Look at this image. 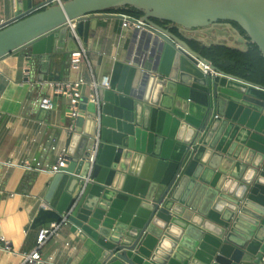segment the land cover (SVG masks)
Wrapping results in <instances>:
<instances>
[{
	"label": "water",
	"instance_id": "obj_1",
	"mask_svg": "<svg viewBox=\"0 0 264 264\" xmlns=\"http://www.w3.org/2000/svg\"><path fill=\"white\" fill-rule=\"evenodd\" d=\"M125 6L143 14L137 54L97 104L78 99L29 228L64 220L78 243L66 264H264V86L172 33L264 58V0H65L0 24V59L21 53L28 80L62 83L79 50L70 25L88 48Z\"/></svg>",
	"mask_w": 264,
	"mask_h": 264
},
{
	"label": "crops",
	"instance_id": "obj_2",
	"mask_svg": "<svg viewBox=\"0 0 264 264\" xmlns=\"http://www.w3.org/2000/svg\"><path fill=\"white\" fill-rule=\"evenodd\" d=\"M49 1L0 0V24L37 10ZM134 33L132 26L122 29L120 19L98 20L92 42L85 47L96 81L105 74L112 76L111 82L115 81L116 70L137 54ZM25 70L21 53L0 59V238L10 247V251L0 249V264H20L22 255L30 254L35 248L40 227L31 229L28 225L41 206L39 199L50 177L40 169H48L63 150L65 129L71 121L69 98L53 93L50 87L26 84ZM62 74L67 79L60 84L78 79L90 82L85 61L77 70L62 69ZM79 92L81 98L90 96L89 84L80 86ZM42 96L51 98L53 109L38 116L36 101ZM25 163L30 165V170L23 168ZM60 233L40 252L43 260H52L45 264H65L78 249L72 236L65 238Z\"/></svg>",
	"mask_w": 264,
	"mask_h": 264
},
{
	"label": "built area",
	"instance_id": "obj_3",
	"mask_svg": "<svg viewBox=\"0 0 264 264\" xmlns=\"http://www.w3.org/2000/svg\"><path fill=\"white\" fill-rule=\"evenodd\" d=\"M64 2V0H50L47 4H45L42 7H47L50 5H61ZM41 7V8H42ZM38 10V9H37ZM128 16L123 15V18L121 20V28H127L132 26L134 29H140L141 25H143L138 19H135L137 23L131 24L127 20ZM70 30L73 32L74 38L78 44V52L72 53L70 57V68H73V70H77L79 68V65L81 62L85 61L87 68L89 70L90 74V82L87 83L84 79H78L74 83H68V84H60V83H52V82H41V83H35L28 80V73L24 71L25 77H26V84H29L31 86L37 85L39 88H44L46 85L50 87L53 90V93L64 95L69 98L70 101V107L68 112V117L72 118L75 115L76 111V104L78 102V99L80 98V92L79 87L83 85L89 84V87L91 88L90 93V99L92 102L97 104V91L99 89H108L110 87L112 76L109 74L103 75L101 80L98 82L94 79L92 70L89 65V60L86 55L85 46L83 45L81 38H79L75 32L73 26L70 25ZM204 74H206L208 71L211 75H214L215 72L209 70V67L202 66ZM36 105L38 109H44L46 111H50L53 109V103L51 101V98L48 96H42L36 101ZM93 152H91L90 161L93 160ZM9 165L10 164H6ZM24 169H31L30 165L25 163L22 165ZM65 166V151L64 149L57 155L55 158L54 163H52L48 169H40V172L48 173V174H55L60 171V169L64 168ZM64 220H62L59 223H51L45 226H42L38 229V233L36 236L35 241V248L30 254H23L22 255V261L20 264H45L50 263L52 260L51 258H48L47 260H43L41 257V250L44 248L50 240L55 238L58 235V232L60 231L62 224ZM69 245V244H65ZM0 249L5 251H10V247L8 246V243L3 239L0 238ZM75 250V248H73Z\"/></svg>",
	"mask_w": 264,
	"mask_h": 264
},
{
	"label": "trees",
	"instance_id": "obj_4",
	"mask_svg": "<svg viewBox=\"0 0 264 264\" xmlns=\"http://www.w3.org/2000/svg\"><path fill=\"white\" fill-rule=\"evenodd\" d=\"M44 8L45 7H42L40 10ZM108 13L125 15L134 19H139L143 16L142 12L129 6L112 9L109 10ZM154 22L161 27H166L168 25L156 20H154ZM231 25L240 35L245 37V33L239 26L233 23ZM172 33L185 41L193 51L209 61L216 68L227 74L264 86V58L255 45H248V49L245 53L223 46L201 48L199 43L185 39L177 30H172Z\"/></svg>",
	"mask_w": 264,
	"mask_h": 264
},
{
	"label": "rangeland",
	"instance_id": "obj_5",
	"mask_svg": "<svg viewBox=\"0 0 264 264\" xmlns=\"http://www.w3.org/2000/svg\"><path fill=\"white\" fill-rule=\"evenodd\" d=\"M118 71H119V68L116 70V72H115V76L117 77V75H118ZM66 264V263H65Z\"/></svg>",
	"mask_w": 264,
	"mask_h": 264
}]
</instances>
